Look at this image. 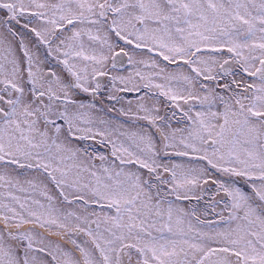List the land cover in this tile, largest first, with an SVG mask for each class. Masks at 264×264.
I'll return each mask as SVG.
<instances>
[{"label": "snow or ice", "instance_id": "snow-or-ice-1", "mask_svg": "<svg viewBox=\"0 0 264 264\" xmlns=\"http://www.w3.org/2000/svg\"><path fill=\"white\" fill-rule=\"evenodd\" d=\"M0 264H264V0H0Z\"/></svg>", "mask_w": 264, "mask_h": 264}]
</instances>
